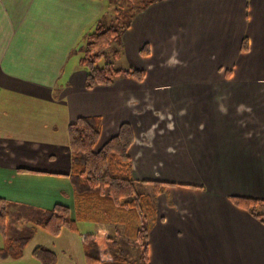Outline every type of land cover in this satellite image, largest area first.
Instances as JSON below:
<instances>
[{
    "label": "crops",
    "instance_id": "1",
    "mask_svg": "<svg viewBox=\"0 0 264 264\" xmlns=\"http://www.w3.org/2000/svg\"><path fill=\"white\" fill-rule=\"evenodd\" d=\"M104 10L102 0H0V88L22 103L32 93L47 102L5 104L8 129L27 138L21 126L65 131L98 116L102 144L129 123L132 178L167 182L155 198L149 264H264V223L230 199H264V0L149 4L120 40L142 80L87 89L73 55ZM45 195L49 206L62 202Z\"/></svg>",
    "mask_w": 264,
    "mask_h": 264
},
{
    "label": "trees",
    "instance_id": "2",
    "mask_svg": "<svg viewBox=\"0 0 264 264\" xmlns=\"http://www.w3.org/2000/svg\"><path fill=\"white\" fill-rule=\"evenodd\" d=\"M156 1L160 0H141L130 11L128 18L109 25L103 15L96 21L94 29L85 35L84 51L79 63L85 70L84 86L87 89L109 85L120 76L142 80L143 69L133 66L115 67L114 59L121 55V36L130 25L132 17ZM117 38L119 42L112 47L108 60L102 66L96 65L97 60L105 55L106 49ZM247 47L248 39L243 36L240 50L245 51ZM140 51L147 54V45H143ZM99 134L98 116H80L67 125L74 216L70 214L69 206L60 202H55L48 209L36 210V214L28 218L30 227L25 235L5 237L0 247V259L20 257L34 228H41L57 236L62 230L77 232V220H90L120 226L125 238L138 243L139 257L136 260L128 258L114 237H98L94 233L83 232L79 236L85 264H149L147 239L155 218V198L167 182L132 178L128 148L133 142V134L129 123L122 122L116 133L102 144L98 143ZM142 184L149 188H140ZM230 199L235 206L264 223V213L259 211L264 205V199L243 196H232ZM5 225L6 202L0 197V232L3 236ZM31 253L41 264H53L55 261V253L41 245L35 246Z\"/></svg>",
    "mask_w": 264,
    "mask_h": 264
},
{
    "label": "rangeland",
    "instance_id": "3",
    "mask_svg": "<svg viewBox=\"0 0 264 264\" xmlns=\"http://www.w3.org/2000/svg\"><path fill=\"white\" fill-rule=\"evenodd\" d=\"M102 1L105 4L103 15L106 17L108 25L128 18L130 11L141 3V0ZM116 42H119L118 38L106 49L105 55L97 60L96 65L102 66L108 60ZM77 51L73 55L74 59L82 56L84 44L77 48ZM126 63L127 60L121 51V55L114 59V65L115 67L127 68L129 66ZM41 95L45 94L32 93L28 97L26 96L22 103L18 96L13 97L12 94H7L4 89L0 88V109L5 104H47L46 100L40 97ZM210 103L213 104L211 100ZM8 120L7 117L0 114V197L4 198L6 202L4 235L5 237H15L25 235L28 232L30 227L28 218L35 215L36 210L47 209L52 206L39 199V195L46 196V193L49 195L57 192L59 198H56L58 199L56 201H62L60 203L64 202V204L71 206L72 212H74L75 200L69 173L47 172L61 171L67 173V170L71 168L67 152V128L65 131L60 128L54 129L51 123L45 121L36 124L31 123L21 126L23 133L27 129L30 130L31 134H27V138H20L19 132L16 134L10 132ZM34 135L35 137H33ZM20 167L26 168V170L17 171ZM43 170L46 172H39ZM37 174L46 175V180L38 177ZM139 187L142 189L149 188L148 185L143 184ZM259 211L264 213V205ZM76 224L77 232L62 230L57 236L51 235L41 228H35L30 240L23 248L22 255L18 258H2L0 264H41L31 253L37 245L46 247L55 253L53 264H85L79 236L83 232H91L98 237H114L118 239L128 258L138 259V243L131 238H125L120 231V226L95 223L90 220H77ZM3 244L4 236L0 232V247Z\"/></svg>",
    "mask_w": 264,
    "mask_h": 264
}]
</instances>
